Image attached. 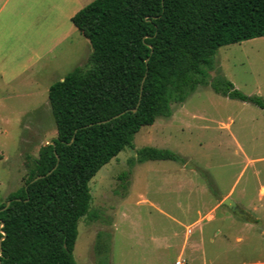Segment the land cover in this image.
Masks as SVG:
<instances>
[{
	"label": "rangeland",
	"instance_id": "1",
	"mask_svg": "<svg viewBox=\"0 0 264 264\" xmlns=\"http://www.w3.org/2000/svg\"><path fill=\"white\" fill-rule=\"evenodd\" d=\"M93 1L27 0L26 46L12 41L20 56L13 54L11 67L36 52L45 56L0 86V205L25 185L28 165L57 136L49 87L88 63L92 45L71 18ZM213 64L210 82L224 78L264 101V37L220 47ZM146 146L183 161L139 162ZM90 187L77 264H264V108L200 85L171 105L169 117L142 126ZM227 196L247 219L221 204Z\"/></svg>",
	"mask_w": 264,
	"mask_h": 264
},
{
	"label": "trees",
	"instance_id": "2",
	"mask_svg": "<svg viewBox=\"0 0 264 264\" xmlns=\"http://www.w3.org/2000/svg\"><path fill=\"white\" fill-rule=\"evenodd\" d=\"M72 23L93 52L49 89L57 137L41 146L25 185L0 205L1 264H77L91 179L133 146L142 126L169 117L171 105L198 86L264 108L232 82L208 78L220 47L264 37V0H94ZM156 160L183 161L169 149L138 151L139 162Z\"/></svg>",
	"mask_w": 264,
	"mask_h": 264
},
{
	"label": "crops",
	"instance_id": "3",
	"mask_svg": "<svg viewBox=\"0 0 264 264\" xmlns=\"http://www.w3.org/2000/svg\"><path fill=\"white\" fill-rule=\"evenodd\" d=\"M10 1L11 0H0V86L1 87L8 86L11 83L16 82L21 78H23L27 74V72L30 71L31 67H33V65L35 66V64H37L38 61L42 60V58L45 56V52H39V53L36 52L30 55L27 60L25 59L23 63L20 61L15 62L16 67L14 69L11 67L13 63L12 60L13 54L15 56L18 55L20 56V53L18 51L13 52L12 41L13 40L15 41L14 48H17L19 50L22 48V43H24L26 46V40H27L26 16L28 10H27V0H19V2H15L14 4L13 3L11 4ZM67 36L68 35L63 36L62 41L66 40ZM48 53H50V51H48ZM227 197H225V199Z\"/></svg>",
	"mask_w": 264,
	"mask_h": 264
},
{
	"label": "water",
	"instance_id": "4",
	"mask_svg": "<svg viewBox=\"0 0 264 264\" xmlns=\"http://www.w3.org/2000/svg\"><path fill=\"white\" fill-rule=\"evenodd\" d=\"M144 81H145V78L143 79V83H144ZM142 89H143V85H142ZM137 110V108H135V109H132V111H136ZM123 113H121V114H118V115H116V116H114L113 118H111V119H114V118H117V117H120L121 115H122ZM111 119H109V120H111ZM109 120H105V121H103V122H107V121H109ZM74 140V139H73ZM72 140V141H73ZM48 144H54V142H52V140L51 141H49V143ZM41 177H43V176H39V177H37V178H35V180H38L39 178H41ZM10 201H8L7 203H6V207L5 208H7L9 205H10ZM223 206H226V207H228L234 214H236V215H238L239 217H242V218H245V219H247L248 218V214L231 198V197H227L226 199H224L223 201H222V203H221ZM3 225H4V223H3V221H1L0 220V228H2L3 227ZM5 236H6V234L3 232V238H1L0 239V254H1V252H2V241H3V239L5 238ZM0 264H1V261H0Z\"/></svg>",
	"mask_w": 264,
	"mask_h": 264
},
{
	"label": "built area",
	"instance_id": "5",
	"mask_svg": "<svg viewBox=\"0 0 264 264\" xmlns=\"http://www.w3.org/2000/svg\"><path fill=\"white\" fill-rule=\"evenodd\" d=\"M176 264H183V262L182 261H177Z\"/></svg>",
	"mask_w": 264,
	"mask_h": 264
}]
</instances>
